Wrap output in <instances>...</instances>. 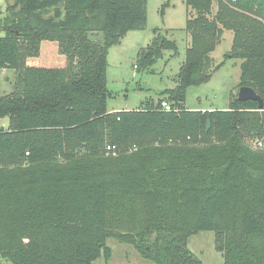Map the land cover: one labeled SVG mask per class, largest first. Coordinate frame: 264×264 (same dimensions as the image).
Returning a JSON list of instances; mask_svg holds the SVG:
<instances>
[{
  "label": "trees",
  "instance_id": "trees-1",
  "mask_svg": "<svg viewBox=\"0 0 264 264\" xmlns=\"http://www.w3.org/2000/svg\"><path fill=\"white\" fill-rule=\"evenodd\" d=\"M185 3L189 44L162 92L171 109L146 99L116 112L107 110V52L144 28L146 0L7 6L0 69L17 77L0 95V264H92L109 256L108 238L154 264H202L188 247L200 230L213 231L221 264H264V0ZM157 30L137 69L176 53ZM225 30L230 50L214 64ZM42 41L56 43L63 66H23ZM229 58L240 60L237 87H251L262 107L231 94L227 109H188L187 88Z\"/></svg>",
  "mask_w": 264,
  "mask_h": 264
},
{
  "label": "rangeland",
  "instance_id": "rangeland-1",
  "mask_svg": "<svg viewBox=\"0 0 264 264\" xmlns=\"http://www.w3.org/2000/svg\"><path fill=\"white\" fill-rule=\"evenodd\" d=\"M14 0H0V21L8 14L7 6ZM167 3V4H165ZM213 3L212 10H215ZM191 9L185 0H146V21L143 29L130 30L112 45L107 52L106 81L111 96L107 99V110L116 112L122 109H134L146 99L166 101L162 92L172 88L176 83L179 66L184 60L185 49L189 37L185 31L186 19ZM175 41L177 51L165 50L151 67V71L134 67L138 61V51L148 45L155 35L153 29ZM3 32H0L2 35ZM232 32L225 30L220 42L210 53L214 64L224 59L230 50ZM64 55L58 53L56 43L42 41L35 56L23 60L24 65L63 66ZM240 60L229 58L210 79L198 86H190L186 91L185 106L190 110L227 109L229 99L237 94L239 82ZM17 73L11 69H0V95L12 91ZM167 102V101H166ZM169 103V102H167ZM1 122L7 124L4 118ZM2 124V125H3ZM214 233L211 230H200L188 240L190 251L198 257L202 264H221L222 257L213 246ZM110 254L106 258L98 256L92 264H154L143 257L132 244L108 238Z\"/></svg>",
  "mask_w": 264,
  "mask_h": 264
},
{
  "label": "water",
  "instance_id": "water-1",
  "mask_svg": "<svg viewBox=\"0 0 264 264\" xmlns=\"http://www.w3.org/2000/svg\"><path fill=\"white\" fill-rule=\"evenodd\" d=\"M237 99L240 101L253 100L257 102L259 108L262 107V98L249 86H239L237 90ZM209 121H207V127Z\"/></svg>",
  "mask_w": 264,
  "mask_h": 264
},
{
  "label": "built area",
  "instance_id": "built-area-1",
  "mask_svg": "<svg viewBox=\"0 0 264 264\" xmlns=\"http://www.w3.org/2000/svg\"><path fill=\"white\" fill-rule=\"evenodd\" d=\"M161 107H163L165 110H169L171 109V105L169 103H167L166 101H162L161 102ZM258 145L260 146V142L258 143ZM107 150H111L114 148V146H106Z\"/></svg>",
  "mask_w": 264,
  "mask_h": 264
}]
</instances>
